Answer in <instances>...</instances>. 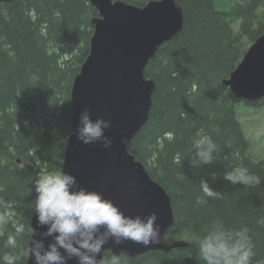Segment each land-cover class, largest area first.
Here are the masks:
<instances>
[{"label": "trees", "instance_id": "obj_1", "mask_svg": "<svg viewBox=\"0 0 264 264\" xmlns=\"http://www.w3.org/2000/svg\"><path fill=\"white\" fill-rule=\"evenodd\" d=\"M143 7L150 0H120ZM184 29L166 42L146 67L155 81L146 125L129 152L171 197L176 222L167 239L186 246L151 251L123 264H202L198 243L219 217L228 228L247 227L255 264H264V160L250 155L236 105L259 108L264 98L239 101L223 82L244 56V41L264 34V0H179ZM98 10L90 0H13L0 4V199L10 203L0 213V256L29 248L39 175L62 169L71 133V90L86 60ZM203 129L217 145L212 164L191 165L192 143ZM179 156V161H177ZM20 160V163H18ZM244 166L260 178L253 187L232 185L225 172ZM215 177V178H214ZM201 180L223 194L197 206ZM16 248L5 247L8 234ZM107 253L105 259H110ZM21 255L17 264H26Z\"/></svg>", "mask_w": 264, "mask_h": 264}, {"label": "water", "instance_id": "obj_2", "mask_svg": "<svg viewBox=\"0 0 264 264\" xmlns=\"http://www.w3.org/2000/svg\"><path fill=\"white\" fill-rule=\"evenodd\" d=\"M11 1L0 0V4ZM90 2L98 10V17L92 20L89 54L71 90V133L61 170L73 175L81 188L102 193L127 216L155 213L158 217L161 243L144 246L127 241L116 246L109 242L104 258L107 253L120 255L122 250L127 252L126 259H132L151 251L184 247L185 241L167 239L176 222L170 195L129 152L130 143L146 125L152 108L156 84L146 76V67L166 42L183 31V6L179 0H150L143 7L120 0ZM246 52L223 84L237 99L256 101L264 98V34ZM85 108L90 109L93 120L102 117L111 121L105 133L113 141L110 148L102 143L85 145L72 134ZM30 227L29 247L36 233L34 239L39 240L46 231L38 226L35 213ZM51 242L52 238L46 239V246ZM26 264H35L34 259L28 256ZM69 264L77 262L73 259Z\"/></svg>", "mask_w": 264, "mask_h": 264}, {"label": "clouds", "instance_id": "obj_3", "mask_svg": "<svg viewBox=\"0 0 264 264\" xmlns=\"http://www.w3.org/2000/svg\"><path fill=\"white\" fill-rule=\"evenodd\" d=\"M110 128L111 121L102 117L93 120L90 109L85 108L72 134L85 145L102 143L105 148H110L113 141L105 134ZM192 149L191 165L200 168L212 164L217 145L201 129L193 140ZM176 159L179 161V156ZM223 179L245 187L260 183V178L244 166L225 172ZM200 190L202 196L197 199V206L206 204L208 199H223V194L211 188L206 180H201ZM10 206L9 202L0 199V208ZM34 212L38 226L46 231L40 234L39 240L34 239L36 233L30 247L21 255L34 259L35 264H69L73 259L77 264H123L127 258L124 250L120 255L104 258L109 242L116 246L127 241L144 246L161 243L155 213L146 217L127 216L112 200L100 192L81 188L76 178L63 170L39 175L35 182ZM7 223L6 212L0 213V226ZM259 223L264 224V218ZM21 232L22 228L17 227L15 234H8L5 247L16 248ZM48 238H52V242L46 246ZM21 255L4 253L0 256V264H17ZM198 256L202 264H252L255 252L249 229L228 228L219 217L213 219L207 233L199 239Z\"/></svg>", "mask_w": 264, "mask_h": 264}, {"label": "rangeland", "instance_id": "obj_4", "mask_svg": "<svg viewBox=\"0 0 264 264\" xmlns=\"http://www.w3.org/2000/svg\"><path fill=\"white\" fill-rule=\"evenodd\" d=\"M215 4L219 9L227 7L225 6L227 3L225 4L224 0H218ZM260 14L264 19V7ZM252 44L251 42H247V40L243 42L241 51L244 55L247 53L245 51H248L247 49H249ZM236 110L238 119L242 123L246 135L245 137L248 138L251 143V149H249L250 155L256 160H264V104L259 108L245 106L244 103L237 104Z\"/></svg>", "mask_w": 264, "mask_h": 264}]
</instances>
